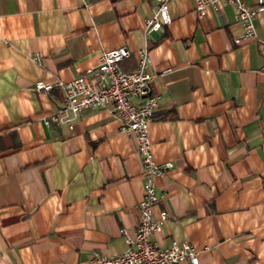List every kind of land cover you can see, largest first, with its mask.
<instances>
[{
	"label": "crops",
	"instance_id": "obj_1",
	"mask_svg": "<svg viewBox=\"0 0 264 264\" xmlns=\"http://www.w3.org/2000/svg\"><path fill=\"white\" fill-rule=\"evenodd\" d=\"M156 2L0 0V264H91L127 247L143 194L135 136L110 108L45 124L63 94L35 82L145 45L160 96L151 149L172 164L156 178L153 216L168 218L154 238L193 244L198 264H264V10L256 37L236 44L229 2L200 17L194 0H172L170 22L145 33ZM119 65L133 70L135 54Z\"/></svg>",
	"mask_w": 264,
	"mask_h": 264
},
{
	"label": "built area",
	"instance_id": "obj_2",
	"mask_svg": "<svg viewBox=\"0 0 264 264\" xmlns=\"http://www.w3.org/2000/svg\"><path fill=\"white\" fill-rule=\"evenodd\" d=\"M170 1L172 0H157L151 15L145 20V33L151 30L161 31L163 25L170 22ZM221 1L229 2L235 7L237 21L242 26V32L234 36L233 41L242 44L254 39V19L264 10V0H256L252 5L241 0H194V10L201 17L209 8L218 11ZM149 52V45L137 48L135 52L126 46H119L104 50L96 65L86 68L71 80H56L53 84L43 80L35 82L36 89L49 90L57 86L63 94L62 106L45 118V124L54 122L72 128L82 110L110 108L120 120L121 129L135 136L137 150L141 155L143 194L138 204L139 217L134 235L125 236L127 247L117 255L94 252L89 259L91 264H178L184 260L191 264L199 263V250L193 244L178 243L172 239L163 245L154 238L168 218L164 209L157 217L153 216V206L161 198L156 191V178L172 164L157 163L151 149L149 126L160 96L151 90L154 75L149 71ZM132 53L136 57V66L133 70L125 71L119 63Z\"/></svg>",
	"mask_w": 264,
	"mask_h": 264
}]
</instances>
